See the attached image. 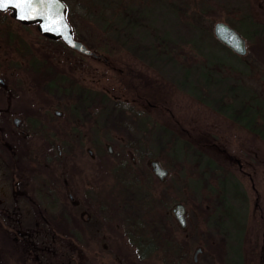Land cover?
Segmentation results:
<instances>
[{"label":"rangeland","instance_id":"1","mask_svg":"<svg viewBox=\"0 0 264 264\" xmlns=\"http://www.w3.org/2000/svg\"><path fill=\"white\" fill-rule=\"evenodd\" d=\"M64 1L75 37L103 58L73 49L62 38L48 37L36 24H22L6 11L0 18L1 75L8 76L13 86L20 78L30 88V73L23 67L8 68V59L22 54L33 73L43 76V88L53 89L54 96L45 98V105L55 103L65 117L69 110L79 113L74 115L77 130L86 138L77 140L75 154L65 156L66 165L78 171L72 179L89 190L104 186L102 197L111 205L119 178L111 169L101 170L100 164L107 163L100 162V155L106 156L112 144L113 153L107 157L112 163L122 155L131 159L130 151L138 155L146 188L119 185L120 220L98 202L80 204L77 215L82 224L91 229L92 223L95 230L75 238L43 232L40 207L12 195L20 186L6 174L0 151V183L12 193L0 204V221L6 219L4 229L17 230L12 235L19 240L35 238L40 246L15 244L14 238L0 232L5 238L0 239V264H167L158 246L172 236L185 240L187 246L178 262L172 259L171 264H264V138L255 134L262 133L257 119L264 111V40L258 34L264 21L261 0H125L131 8L121 14L133 20V28L120 19L115 23L107 10L101 12L108 1ZM220 20L232 22L248 35L246 54L236 55L210 43ZM213 60L217 65L212 64L209 76L205 75ZM183 65L196 67L197 88L181 86L182 76L193 71ZM190 78L187 74L183 81ZM133 88H141L137 100ZM31 97L28 92L27 103ZM69 158L74 160L68 163ZM154 158L169 169L163 180L153 172ZM0 193H5L3 186ZM178 202L187 207L186 230L174 212ZM49 212L56 216L57 209ZM153 214L157 219L166 217L168 226L162 229L166 235L159 234L161 238L146 225L152 223ZM106 215L114 222L104 223ZM96 220L105 230L100 232ZM125 222L146 227L127 234ZM151 237L156 247L141 256L139 244ZM198 247L202 250L196 255Z\"/></svg>","mask_w":264,"mask_h":264},{"label":"flooded vegetation","instance_id":"2","mask_svg":"<svg viewBox=\"0 0 264 264\" xmlns=\"http://www.w3.org/2000/svg\"><path fill=\"white\" fill-rule=\"evenodd\" d=\"M104 1H108V4L104 6V9H102L101 12L106 10L107 12H119V19L128 22V18L125 19V16H123L121 13L126 8H131V5L127 6L129 2H126L125 0ZM261 7L264 9V0H261ZM6 11H11V17L22 24H36L38 26L37 22L28 23L17 19L14 15L13 8L0 10V18L5 16L4 12ZM226 22L234 26L232 22ZM261 23L263 24V27L259 29L261 33H258V30L254 31V33L261 34L263 36L262 39L264 40V21H261ZM242 35L246 38V41H248V35L243 33ZM20 55L22 54H16L17 58L8 59V68L11 69L12 67H15L18 69L23 67L27 73H30L33 82V85L30 86V88H25L24 82L20 78L16 80V86L9 84L8 80L10 79L7 78L8 76L1 75L2 60H0V151L3 152V159L1 158V161L4 162L7 172L6 174L15 182L18 181L17 184L20 186L15 188L14 194H12L9 193V189L6 185H2L0 183V186H3V189H5V193H0V204H5V202L11 198L12 194L18 198H23L30 204L45 205L46 209L48 208L46 205L53 206L49 207V210H53V208L57 209V213L55 214L56 216H54L55 224L52 227L48 225V228H44L42 231H52L53 233H69L75 238L76 236H80V234H84L86 231L88 232V230L90 232L92 229V223L89 224L91 229L87 227V225L84 226L82 224V220L77 215V211L79 209L78 205L80 204L91 205L94 204V202H98L102 210L109 211L110 209L109 212H114V217L116 216V213L118 216H120V209L118 205L120 204L119 201L121 199L118 197L119 195L117 190L119 189L118 187L120 184V177L117 171L113 170V165H110V168L107 166V164L110 162L107 157H110V154L113 153V147L112 144H109L107 146V150L110 154L107 153L106 156L102 154L100 155V162L107 163L100 164V167L103 165L101 170L103 169L104 173H106L107 169L108 171L111 169L113 175H116L119 178L117 179V183H114L113 185L116 187V189H114V198L109 199V201H111V207L107 208L106 205L108 204V199L102 197V195H104V190L106 195V189L102 190L104 186L102 187L101 185H96L95 189L93 188L89 190L87 187L88 185H81L77 182V180H75V178L72 179L76 176L78 171L74 167L72 168L70 165L67 166L65 163L67 161L65 156L71 157L73 154H75L77 140L86 138L84 137V134L82 135L80 131L77 130L78 126L75 122L76 120L74 115L79 113H74V110H69L70 113H68L65 117L64 110L55 107V103H49L50 105H45L44 99H47L49 96H54L52 92L53 89L50 88L52 90L50 91L48 88H43V79H40L38 74L35 75V73H33V69H30L32 65L28 64L27 60L21 58ZM10 56L14 55L12 54ZM94 57L102 59L103 55L100 54L99 56ZM13 63L15 65H13ZM134 89L135 94L133 96L135 100H137V98H140L138 96L141 95V92L139 91L140 88H137V90L136 88ZM28 92L30 95H32L31 103L26 102ZM24 94L25 96L22 99ZM120 97L122 96H119V98ZM154 105L155 104H153V106ZM44 109H46V111H44ZM52 114L55 116L53 117ZM2 132H4V134H2ZM255 134L264 138L263 134L260 132ZM125 145L128 146L127 143ZM88 151L91 156H94L92 147H89ZM129 153L131 155V160L136 164V170L139 172L137 166L138 155L132 154L131 151ZM126 157L127 155H122L121 159L113 164L115 165L117 163H121L123 158ZM71 160L74 159L69 158L68 163ZM153 172L156 174L154 170ZM99 178L101 179V177ZM104 178H106V176H104ZM97 186H99L98 189ZM9 188L11 189V187ZM102 198L104 199L102 200ZM59 204L70 206L68 208H59ZM113 206H115V208H112ZM7 215H9V213H7ZM90 217V215L86 217L85 223H90ZM114 217L106 215L104 218V223L108 220L109 222H114ZM118 220H120V218ZM98 222H100V224L97 226V228L100 230V232L105 230L103 228L102 221ZM3 223L6 225V219H3ZM8 225L11 226L10 221L8 222ZM187 227L188 223L184 229L186 230ZM95 228L96 226L92 229V231L95 230ZM11 232H13V234H17V230L15 229H12ZM69 246H71V249H75L73 244H70ZM199 248L201 247H198V249ZM201 250L202 248L199 251ZM195 258H197L196 255Z\"/></svg>","mask_w":264,"mask_h":264},{"label":"trees","instance_id":"3","mask_svg":"<svg viewBox=\"0 0 264 264\" xmlns=\"http://www.w3.org/2000/svg\"><path fill=\"white\" fill-rule=\"evenodd\" d=\"M202 11V10H201ZM105 12V11H104ZM107 12V11H106ZM207 12H209V10L207 11ZM109 14H111V17L114 19V21H115V23H117L118 22V20H119V18H120V15H119V12H116V11H112V12H108ZM125 19H127L126 17H125ZM129 23H130V28H133V25H134V23H133V20H131L130 18H128V22L127 21H125V25H126V27H128V25H129ZM205 31L204 30H202V32L200 33V35L202 34V33H204ZM203 37V36H202ZM198 38H200V36H198ZM213 38L214 39H212V40H214V41H211L210 43L211 44H220V45H222V46H224L225 48H227L229 51H231L232 53H234V54H236V55H238V53H236L233 49H231L228 45H226L223 41H221L218 37H216L215 35H213ZM161 40H167V39H165V38H161ZM169 41V40H168ZM165 42H167V41H165ZM210 52V51H209ZM152 55V54H151ZM152 56H154V55H152ZM158 56V55H157ZM155 57V56H154ZM170 57V56H169ZM173 60V59H172ZM217 60H213L212 61V63L211 64H209L208 65V69L206 70V72H205V75H207L208 74V76H209V72L211 71V68H212V64H216L217 62H216ZM226 63H228V62H226ZM226 63H223L224 65L226 64ZM207 64H208V62H207ZM217 65V64H216ZM183 68H191L193 71L192 72H186L185 74H184V71L182 72V74H184L183 76H182V78H181V80H180V82H181V86L183 87V88H197V85L194 83V80H193V73H195L197 70H196V67H195V70H194V66H185V65H183L182 66ZM218 68V70L220 71V69H219V67L218 66H216V67H214V69H217ZM224 68H223V65H222V68H221V70H223ZM235 69H236V67H235ZM232 70H234V67H233V69ZM232 72V71H231ZM236 72V71H235ZM189 75V76H191V78H190V80L189 81H187V82H184L183 81V79H184V77L186 76V75ZM231 77V76H230ZM43 79V76L42 77H40V79ZM227 78V77H226ZM54 79H57V78H53L52 80H54ZM59 79V78H58ZM44 80V79H43ZM185 80V79H184ZM206 83V82H205ZM189 84H191V85H189ZM136 90H137V88H136ZM139 91L141 92V88L139 89ZM133 92L135 93V89L133 88ZM197 93V94H196ZM225 94H227V92H224ZM195 95L197 96L198 95V92L196 91L195 92ZM214 108H216L215 106H213ZM257 121L258 122H261L260 124H261V127L263 128V130L261 131L262 132V134H263V136H264V111L262 112V114H261V116H260V118H258L257 119ZM254 128V127H253ZM257 132H259V131H257ZM182 149V148H181ZM152 151H149L148 152V155L150 156V155H153V153H151ZM108 154H110L109 152H108ZM110 165H113L114 166V168H113V170L114 171H117V173L119 174V177H120V184L119 185H121L122 184V186H124L125 188H130V189H136V188H139V189H142V190H144V188H146L145 187V185H144V182L142 181L143 179V176H141L140 175V173L136 170V164L130 159V158H123V160L121 161V163H117V164H113V163H108L107 164V166H108V168H110ZM128 192H130V191H128ZM121 194V187L119 188V190H118V195H120ZM152 195V194H151ZM150 196V192H149V194H148V197L147 198H150L149 197ZM125 198H128V193L126 194V196H125ZM38 206L40 207V211H39V215H38V218L39 219H41L42 218V221L43 222H45V224H44V228H48V225H50L51 227L55 224V217L49 212V210L48 209H46V207H45V205H40V204H38ZM106 207L108 208V207H111V205H109V204H107L106 205ZM109 211H110V209H109ZM153 212H154V210H153ZM120 219H122V216H121V212H120V216H118ZM151 220H152V223L153 224H155L154 226H152V223L151 222H148V224H146L147 226H148V229L149 230H152V228L154 227L155 228V231L156 232H158V236H159V234L160 235H162V236H164V235H166V234H164V233H162V231H164L165 232V230H162L163 229V227L165 228V225H167L168 226V223L165 221L166 220V217L164 216V217H162V219L160 218V219H157L156 217H154V214L152 215V218H151ZM124 223V222H123ZM2 225V226H1ZM61 225H62V223H61ZM124 225V224H123ZM125 225H126V230H125V232L127 233V234H132V233H134V232H136V231H138V230H140L141 231V229H144V227H146V225H138L137 223H134L133 225H131V224H129V223H126L125 222ZM6 226L4 225V223L3 222H1L0 221V232H6L8 235H10L12 238H14L15 240H14V243L15 244H20L21 242H26L27 244H32V243H34L35 245H36V247H38L39 246V243L36 241V239L35 238H32V240H28V241H25V240H19L18 239V236L16 235V236H14V235H12L13 234V232H9V231H7V229H4ZM43 228V227H42ZM43 228V229H44ZM13 229V228H12ZM2 234L0 233V239H5V238H3V236H1ZM19 238H21V236H19ZM159 238H161L160 236H159ZM39 240V239H38ZM163 240H164V242L160 245V246H158V247H162V250H163V253H164V255H163V259H165V261H166V263L167 264H171V261H172V259H174L175 261H177L178 262V260H179V253L182 251V249L184 248H186V244H185V242L184 241H182L181 239H179V238H176V237H167V238H163ZM154 241H155V238L153 239V237H151L150 238V240H149V242L148 243H140L139 244V246H140V248L142 249V251H144V253H142L141 254V256H144L146 253V251H148L149 250V247H150V249H154V247H156V245L154 246ZM40 247V246H39ZM146 247H148V249H146ZM157 247V248H158ZM156 249V248H155ZM0 250H1V248H0ZM6 254V253H5ZM8 254H6V259H5V261L7 260V258H8ZM174 264V263H173Z\"/></svg>","mask_w":264,"mask_h":264},{"label":"water","instance_id":"4","mask_svg":"<svg viewBox=\"0 0 264 264\" xmlns=\"http://www.w3.org/2000/svg\"><path fill=\"white\" fill-rule=\"evenodd\" d=\"M8 8H13L15 17L23 22H37L38 28L43 34L52 38H62L70 47L80 52L92 54L94 56L100 55L95 50L88 47L82 40L77 39L74 36L72 25L67 17L68 6L64 0H57L55 3H51L50 0H46V6L41 5L39 8V11L42 14H30L29 18H21L20 10L15 6H10ZM6 9L0 8V10ZM61 18L64 19L63 25L60 24ZM61 27H63V31L51 30L53 28L60 29ZM214 30L217 37L236 52L240 54L247 53L248 48L246 38L230 23L220 20L216 23ZM151 164L153 170L159 178L164 179L168 175L169 169L164 167L159 159H153ZM174 212L181 226L185 228L188 223L186 205L183 202H178L174 207ZM200 249L201 248L197 250L196 255Z\"/></svg>","mask_w":264,"mask_h":264},{"label":"snow or ice","instance_id":"5","mask_svg":"<svg viewBox=\"0 0 264 264\" xmlns=\"http://www.w3.org/2000/svg\"><path fill=\"white\" fill-rule=\"evenodd\" d=\"M51 3L57 2V0H50ZM41 5L46 6V0H0V8H8L10 6H15L20 10L21 18H29L30 14L41 15L39 11ZM60 24H64V19L61 18ZM53 31L60 30L63 31V27L60 29L53 28Z\"/></svg>","mask_w":264,"mask_h":264}]
</instances>
